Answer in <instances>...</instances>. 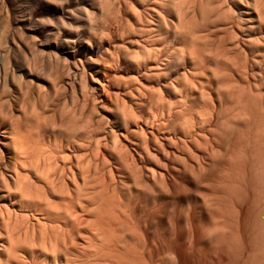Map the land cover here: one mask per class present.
I'll return each mask as SVG.
<instances>
[{
    "label": "bare ground",
    "instance_id": "1",
    "mask_svg": "<svg viewBox=\"0 0 264 264\" xmlns=\"http://www.w3.org/2000/svg\"><path fill=\"white\" fill-rule=\"evenodd\" d=\"M27 1L31 4V6H30L31 10H30V13H28V14H25L23 12L25 14L24 16L27 17L26 20H28V22H30V24L31 23L37 24L36 26L38 28L34 27L35 25L34 26L28 25L24 29V30H27L28 33L34 35L36 38V39L35 38L34 39L37 40L35 44H34L35 40L33 41V46H32V44H30L32 47L31 46L30 47L24 46L26 48L25 54H23L24 56L22 55V52L24 50L23 51L21 50L23 47L20 49L22 51L21 55L23 56V59L20 61L19 66H18V68H16V70L19 69L18 71L20 74L23 75L25 83H23V85H21V86L17 85V84H20V81H21V80H19L20 78L17 77V78H19L18 79L19 83H17V84L15 81H18V80L13 81L14 79L11 78L12 81L10 83L14 82L16 87L17 86L18 87L16 89L11 87L12 89H14L12 91L11 96L7 95V94H9V92H11L10 91L11 89L8 87L10 90L8 89L9 92L7 93L5 91V93H7L6 95L9 96V98L4 97L5 95L3 96L4 89L2 88V86L0 89L1 90L0 91V264H157V263L158 264H161V263L162 264L163 263L177 264L176 258L172 255L174 250L172 251V254H170V255H172V258L168 257V258H170V259H168L166 257V260L168 259L169 261L168 260H167V262H166V260L165 261H163V260L159 261V259L161 257L157 260V257H159L158 251L160 250L159 248H161V247L163 248L162 245L165 246L166 245L165 243H167L166 249L161 248L163 251L166 250V253H167V250L170 249L169 248L170 246L167 247L168 243H169V241L167 240L168 239L167 238L168 232H166V234H165L167 239L164 237V233H163V231L164 232L166 231L165 229H163V227H164L163 226V221H164L163 216L164 215H165V217L166 216L169 217V216L164 214L166 211L165 209L167 207L165 198L163 196L161 197L159 195V192H157L155 190V187L158 188L156 186L158 184L157 182H159V184H160V181L161 182L163 181V178H162L163 173L161 172L162 173V176H161V173L159 171H154L152 168H149L147 166L143 167V165H142V163L144 164V162H146L148 160L150 152H147L145 150L146 152L144 153L143 151H140L137 149L138 151L137 150L136 151L138 153H136V155H138V161H136V160H130L129 159L130 155L128 156V152L126 151V149H123L120 146H118V144H120V142H118V144H117L116 143L117 140H114L115 142H112V144L115 143L114 145L103 148L102 146L105 145L104 143H106V142H104V140L106 141L105 138L107 135H109L107 133L112 132V131L108 130L109 132L106 133L107 130L104 131L102 129V133H101L100 131H101L102 127L100 128L98 126V123H97L96 129L99 130L98 128H100V131H99L100 133L97 130H95V128H94L95 125L93 126L94 131L91 127L92 131L89 130V131L85 132V128H87L89 124H87V127H85L86 124H82L83 122L80 123L79 119L76 120V119H73L72 117L70 118L69 116H72V115H68V114H71L69 112H68V114H66V115H68L69 118L66 116V119H63V118L58 119L60 117V114L62 111L61 108H60L61 111L59 112V114L56 113L57 116L59 115L58 117L54 114V115H51L53 117L50 116L49 117L50 119L48 118V120H47V117L50 114H48V116H47L46 115L47 113L45 114L44 110L49 111V108H48L47 104L45 106L46 108L43 107V105H45L46 101H48L50 99V98H47L48 100L45 99L47 96L50 95V96H52V99H53V97H55L59 93L58 92L59 89L63 90V93L65 92V94L67 93L66 91H68V93L70 92L71 93L70 96H73V94L76 93L74 91L77 90V88H79V91H81V88H82V91L86 90V89H83L82 85L85 82L82 84L81 78H82V80H84V79H83L82 73H81V77H79L80 75H79L78 67L81 66V63L83 62L84 64H86L88 66V68L91 71V69H93V68L89 67L91 65H90V62L88 60L92 56H96L97 51H98V48L94 43H91V42L88 43L87 42V41H89V38L92 37L91 34H93V32L90 29L94 30L93 29V27L95 26L94 23H96V22H93L95 20L92 21V19L94 18V17L92 18V16H93L92 11L93 10H91V12H90L85 8V4L89 1L80 0L81 2L73 5L70 1H64L63 0L65 3H62L63 1L59 0V1H61L62 4L60 2H56L55 6H54L55 2L52 3L53 1L51 2V0H27ZM71 1L73 2V0H71ZM91 1H93V0H91ZM97 1L98 2L100 1V3H102L105 0H97ZM106 1L108 3L110 0H106ZM106 1L103 2L104 5H106ZM141 1H143L142 3H144V4H147L146 7L149 6L148 10H150V14L152 12L153 13L152 16H154L156 18V19L154 18L156 20L155 23L153 24V22H152V24H150L151 27L150 28L147 27V31L149 32L150 36L152 35L151 33H153V36L156 35L157 38L159 39V37L161 35L160 32H162L160 30H163L161 28L163 26H164L163 28L166 27V25H164V23H163L162 17L160 18V16L162 15L161 14L162 10L164 11L163 16H165V13H166L168 17L174 19V20H172L173 23L171 25L173 28V34L171 36V40H173L172 38H175V41H177L179 39L180 42H183L182 44H184V46H188L191 49H189V52H188V54H189L188 55V61H186L184 59L185 58L184 52H183L184 50L182 51L183 54L179 53L180 55L182 54V57H184V58H182L181 56H180L181 58L179 57L180 59H182V61L177 59L178 57L175 58V59L179 60V64H178V62H176V60L175 61L170 60L171 64H172V62L176 63L175 64L176 66L173 63V65H174L173 70H176V71H173V73L176 76V78L179 76L178 77L179 80H180V76L183 79V82L185 84H182L183 82L180 83L181 80H180V82L178 80V82H179V85L182 84V87L184 88L185 93L186 92L189 93L192 91L193 92L194 91L195 92L200 91L199 96H203L204 99L201 97L203 99V101L207 100V99L208 100L212 99L210 96H212L213 94H216V96H217L216 98H218V100L222 99L220 91H219V90H221L220 84H222V83H220L221 80L219 81V79L222 77L220 76V78H218V80L216 82V77H217L216 74L218 72H216V69H211L212 68L211 64L213 62V59H210L209 55L207 57L206 55H204L202 53L203 51L201 49H204L200 46V44L203 43V42L200 43L201 40L203 39L202 36L204 35V34L202 35V33H203L202 31H204V29L206 27L208 28V26H209L208 24H210V25H212V24L216 25L217 24L216 26H217L218 30H221V29L227 30V33H229V35H230V38L228 39L229 45L227 46V57L224 55L226 51L223 54L219 53L220 55H222V57L224 56L223 58L227 59V85H226L227 86V106H228V108H235L236 106H233V103H234V105L235 104L236 105L237 104H243V102L245 103L246 101L244 99H242L241 97L244 98V96L247 95L249 103L247 101L246 104L247 105L249 104V106H247V108H248L247 111L249 110L248 111L249 113L247 112V114L249 115V117L246 119L247 120L249 119V123H247V122L246 123L248 125L250 124L251 126L248 127L246 125V123H245L244 127L242 126L244 124L245 119L244 120L242 119L243 121H241V123L242 122L243 123L239 124V125H241V127H243V128H245L247 126L246 127L247 130L246 129H244V130L247 133L249 132V134H246L248 136L244 135L247 137L245 140L248 143H250V145L253 144L254 146H256L255 149L251 148L253 145H251V147H249V148H250V150H252L255 153V154H251V155H254L253 158H257L256 159L257 161L254 159L255 162L257 163L256 169H258V172L261 176V180L262 179L264 180V27H263L264 26V12H263V8H262L264 1H262V0H229L230 1L229 4L231 3L230 5L232 6L231 8H235L238 11H241V9H245L244 12H240L238 15H235L231 11L232 9L230 8L229 4L226 6V8H224L225 4H223V3H224V1H227V0H224V1L223 0H202V1H200L199 8L197 10L198 17H199V18L198 17L197 18L200 19V22L198 21V23L194 19V17H188L182 9L178 8L179 6H177L178 4H176V2H175L176 0H174V2H173V0L171 1V2H173V4H176V5H172L170 3L168 4V3H166V0H140V3H141ZM74 2H76V1H74ZM77 2H78V0H77ZM94 2H92V4ZM115 2L116 1H114L113 4H115ZM111 3H112V1H111ZM92 4H90V5H92ZM94 4H93V6H94ZM101 5H102L101 7L103 8L104 7L103 4H101ZM142 5L143 4H141V7H142ZM107 6H108V4H107ZM112 6L113 5L109 6V8ZM144 7H145V5H144ZM105 8L107 9V11H110V9L108 10V8L106 6H105ZM25 9H26V7H25ZM93 9H95V6L93 7ZM103 9H101V11ZM159 9H162V10L160 12H158ZM105 13L107 16L108 13L104 11V14ZM158 14H159V16H158ZM24 16L22 15L23 18L22 17L21 18L24 19ZM134 17H136V16L134 15ZM21 18L19 21H22ZM137 19H139V18H137ZM26 20H24V21H26ZM145 20H143L144 23H145ZM148 20H149V18H148ZM167 20H171V19H167ZM167 22L171 23L169 21H167ZM93 24H94V26H93ZM148 24H149V21H148ZM139 25H141V24H139ZM142 26L140 28H142ZM168 26H170V25H168ZM78 27H79V29H78ZM82 27L84 28V31L86 30L88 33L92 32L91 34L90 33L88 34L91 37H88L86 35L81 36V34H83V33L80 32L81 33L80 34L79 30ZM95 27H97V25ZM214 28H216V27H214ZM22 29H23V27H22ZM136 29H138V28H136ZM166 30H167V28L164 31H166ZM170 30H171V28H170ZM84 31H82V32H84ZM86 31L84 32V34L86 33ZM143 31H146V29ZM211 31H212V29H211ZM148 32H147V36L149 37ZM170 33H172V32H170ZM100 35L99 36L102 37V33ZM137 35H139V34H137ZM140 35H139V37H140ZM163 35H165V34H163ZM133 36H134V34H133ZM156 36L153 37L155 39L152 38L153 40H155L154 42L160 41L156 38ZM148 37H147V39H148ZM176 38H178V39H176ZM2 39H4V37ZM7 39H8V37H7ZM160 39H161V42L158 43L159 45H161V43H162V38L160 37ZM20 40H22V39H20ZM23 40H25V39H23ZM148 40H146V41L148 42ZM179 40L177 41L178 43H179ZM149 41H151V40H149ZM152 41L148 45L152 44L151 46H154L156 44L155 46H157V42L154 43ZM171 42H174V41H171ZM99 44H100V42H99ZM14 45L16 46V43ZM19 45H20V43H19ZM166 45H164V46H166ZM3 46H4V44H3ZM155 46H154L155 50L158 49L159 51L163 52V50H162L163 48L159 49V47H162L163 45L159 46V47L157 46L158 48H156ZM0 47H1V45H0ZM20 47H21V45H20ZM20 47L16 46V49H18ZM149 48L150 47H148V50H149ZM167 48H168V45H167ZM3 49H4L3 47L0 48V50H3ZM164 49H165V47H164ZM155 50H153V52ZM206 50H208V48H206ZM13 51H15V53L17 52L16 50H13ZM149 52H150V50H149ZM157 52L155 51L154 54ZM164 52H165V50H164ZM178 52H176V53H178ZM204 52H205V50H204ZM15 53H13V54H15ZM19 53H17V55ZM168 53L167 54L164 53V54H166V57H167V55H171V56H169L170 59L172 58V54L173 55L175 54V52L172 54H168ZM207 53L205 52V54H207ZM211 53H212V51H211ZM7 54H8V51H7ZM156 55H158V54H155V56ZM176 55H175V57H176ZM214 55H215V57H217L218 54L217 55L214 54ZM214 55H212V56L214 57ZM0 56H4V54L0 55ZM148 57L151 58L150 56H148ZM215 57H214L215 63L221 64L222 62H220V60H219L220 57L216 58V59H215ZM18 58H19V55H18ZM162 58H164V57H162ZM162 58H160V59H162ZM2 59H5V58L2 57ZM61 59L63 60V62L68 61L71 65L69 63L68 64L70 66H72V68H66L65 66L59 67V65H60L59 60L61 61ZM81 59H83V61ZM166 59H167V61H165ZM157 60L154 59V61H157ZM168 60H169V58L162 59V61H165V63L166 62L170 63ZM151 61L153 62V60H151ZM151 61H150V63L154 64V62L152 63ZM16 62H17V60H16ZM63 62L61 64H64V63L66 64V62H64V63ZM93 62H94V60H93ZM146 62H147V60H146ZM12 63H13V61H12ZM139 64H140V61H139ZM171 64L170 65L168 64V66L172 67ZM223 64H225V63L223 62L222 65ZM52 65H54V66H52ZM77 65H79V66H77ZM140 65H142V64H140ZM60 66H62V65H60ZM168 66H165V68L167 67L169 69ZM156 67L153 66L154 70ZM153 68H152V70H153ZM52 69H53V73L51 71ZM148 69L150 70V68H148ZM158 70H159V67H158ZM159 71H161V70H159ZM209 71H210L209 75L206 74V72L208 73ZM224 71H225V69H224ZM2 72H3V70H2ZM81 72H82V70H81ZM169 72H170V70H169ZM220 72H222V70ZM6 73H7V70H6ZM6 73H4V76L6 75L9 78L10 75L8 76V73L7 74ZM96 73H98V72H96ZM156 73H159V72H156ZM165 73H167V72H165ZM18 74H16V75H18ZM84 74H85V72H84ZM168 74H170V73H168ZM16 75L14 77H16ZM158 75H162V74H158ZM224 75H226V74H224ZM153 76H155V74ZM164 76H166V74H164ZM159 78H160V76H159ZM4 79H2V80L4 81ZM21 79H23L22 76H21ZM168 79H169V77H168ZM214 79H215V82L217 83L216 89H214L216 87L215 86L216 84L214 83ZM94 80L91 78V81H90L91 86H92L91 90L96 89L98 91L101 88V84L99 83V81H97V79H94ZM5 81L7 82L6 79H5ZM152 81H154V80H152ZM22 82H24V81L22 80ZM172 82H174V81H172ZM223 82H224V80H223ZM1 83H2V85H4L5 82L4 83L1 82ZM224 84H226V82ZM6 85H7V83H5V86H3V87L5 88ZM11 85L13 86V84H11ZM95 85H97L98 87ZM179 85H178V87H179ZM91 86H89V88ZM162 87H163V85H162ZM218 87H219V89H218ZM6 89H7V87H6ZM29 89L31 90V94H32L31 97H33V96L35 97V98H33L34 105L36 103L38 104L37 105L38 107H39V105L40 106L42 105L39 108L41 109L43 107L42 109H44V110L41 109L40 111H44V114H43V112L40 114V111L36 112L39 109L38 107L36 109V107H35L36 105L34 106L35 107L34 111L33 110H32V112L27 111L29 109H34L32 107L33 106L32 100L29 101L30 103H32L31 104L32 108H30V106H29L30 104H27L29 107L23 106V104H24L23 102L26 101V98L30 99L29 98L30 94L26 97V94L28 93ZM52 89H54V92L56 90V95L54 93H53V95L50 93L52 91ZM174 89L177 90V88H174ZM206 89L213 92V94L211 95L210 94L211 92L209 93ZM175 90H173V91L176 92ZM103 91H104V89H103ZM179 91H181V90L179 89ZM2 92H3V94H2ZM72 92H74V93H72ZM84 92L85 91H83V93ZM193 92H192V94H193ZM60 93H61V91H60ZM99 93H100V91H99ZM99 93H98V95H99ZM168 93L169 92H167V94ZM221 93H222V91H221ZM69 94H67V95H69ZM223 94H224V92H223ZM61 95H63V94H61ZM61 95L59 97H61ZM176 95H175V97H176ZM182 95L184 96V93ZM86 96H88V93ZM178 97H181V96H178ZM195 97L197 99L196 95H195ZM195 97L194 98L192 97L193 99H191V100H195ZM28 99H27V101H28ZM52 99H50V100H52ZM213 99H215V97ZM225 100H226V98H225ZM242 100H244V101H242ZM212 101H214V100H212ZM50 102H52V101H50ZM50 102L48 101V104H51ZM183 102H181V103H183ZM175 103H177V102H175ZM175 103H174V105H175ZM218 103H220V102H218ZM59 104H57V106ZM172 104H173V102H172ZM24 105H26V103ZM156 105H157V103H156ZM169 105H167V106L169 107ZM171 105H170V107H171ZM182 105H184V104H182ZM211 105H213V104L211 103ZM211 105L208 104L207 106H211ZM219 107H221V106H219ZM56 108H59V106ZM173 108H174V106H173ZM238 108H239V106H238ZM241 108H243V106H241ZM56 110H58V109H56ZM210 110H209V114H210ZM228 110H230V109H228ZM237 110H236V112H237ZM243 110H244V112H243ZM243 110L241 109V111H238V112H240V114H241V112H243V114H245L246 108H244ZM184 112L186 113V111H184ZM193 112L195 113V111H193ZM215 112H217V111H215ZM227 112L229 113V111H227ZM48 113L52 114L51 111ZM54 113H55V111H54ZM160 114H162V113H160ZM190 114H191V112H190ZM232 114L234 115V113H232ZM240 114H236V116L238 115V117H240ZM195 115H198V113ZM55 116H56V119L54 118ZM206 116H208V115H206ZM206 116L202 117L203 121L201 120V122H203V125H204V120H205L204 118H207ZM243 116L247 117L246 114ZM101 117H103V116H101ZM123 117L125 118V116H123ZM182 117H180V118H182ZM191 117L192 116H190L189 118H191ZM229 117H231L232 119L236 118V117H233L231 115ZM120 119L122 120V122L124 121V123H119L118 126H120L123 129V126L125 125L126 121H125V119L123 120V118H120ZM120 119H118V121ZM96 120H94V121L96 122ZM183 120L181 119L180 122L182 123ZM194 120H196V119H194ZM199 120H200V118H199ZM247 120H245V121H247ZM145 121H147V120H145ZM207 121L209 123V120H207ZM114 122H115V120H114ZM127 122L130 123L129 119ZM189 123H190V120H189ZM101 124H102V121H101ZM184 124H187V122ZM190 124L188 125V127L190 126ZM237 124L234 123V125H237ZM203 125L201 124L200 126H203ZM230 125H232V124H230ZM97 126H98V128H97ZM115 126H117V124ZM203 127L205 128V126H203ZM236 127L238 128V126H235L234 128L237 129ZM200 128H202V127H200ZM231 128H233V126ZM125 129H123V130H125ZM157 130H159V129H157ZM181 130H183L182 127H181ZM162 131H164V130H162ZM166 131H168V130H166ZM183 131H185V129ZM200 131H202V130H200ZM239 131H238V135L240 137L241 134H239ZM164 132L161 134L163 135ZM185 132L187 134H185V136L183 137V138H185L184 141L186 139L187 140L194 139L193 138L194 134L193 135L191 134L192 133L191 130H190V132H189V130H188V132L187 131H185ZM140 133H142V131L141 132L139 131V135H140ZM241 133H242V131H241ZM167 134H168V132H167ZM183 134H184V132H183ZM235 134L236 133H233V131H231V130H229V133L227 131V139H226L227 142L225 141L227 146H230V149H231V150H229L228 147L225 149V151L228 150V152L230 153V154L228 153V155H226L228 157L225 156V160L227 158H229L228 162L230 160L231 161L235 160L233 170L235 169L237 162L240 161V159H238V160L236 159L237 157H239V154L237 156V153H238L237 147H239L238 145L240 143H238V140H240V139H238L239 137L234 138ZM111 135L114 136L113 134H111ZM176 135H178V134H176ZM249 135H251V137ZM244 136L241 135L242 138H244ZM123 139L126 140L124 137H123ZM163 140H165V139H163ZM143 141H146V140H143ZM154 141H156V140H154ZM235 142H237L238 145ZM130 143H128V144H130ZM143 143L146 144L145 142H143ZM158 143H160V142H158ZM153 144H155V143H153ZM179 144L182 145V143H180V142H179ZM189 144H191V143H189ZM158 145L160 146V144H158ZM247 145L249 146V144L246 143L245 146H247ZM105 146H107V145H105ZM166 146H168V145H166ZM170 146H172L171 143H170ZM174 146H175V144H174ZM158 147H157V149H158ZM247 147H246V150L248 149ZM101 148H103L105 151L107 150V158H105V156H104L105 154L103 152H102L103 156H99V154L101 152L100 151ZM178 148H180V147H178ZM184 148L183 149L186 150V148H187L186 144H185ZM168 149H169V147H168ZM240 149L242 150L245 148H240ZM174 150H176L175 147H174ZM234 151H236V152H234ZM88 152H91V154H90L91 156L89 155L90 158L86 157V153H88ZM185 152H187V150ZM250 152H248V153H250ZM157 153H160V152L157 151ZM172 153L174 154V152H172ZM177 153H179V152H177ZM191 153L192 152H190V154ZM242 153H244V152L242 151ZM246 153H244V156L246 155ZM170 154H171V151L169 152V155ZM153 155H155V154H153ZM160 155H162V154H160ZM167 155L168 154L166 153V156ZM169 155L167 156L168 158H169ZM182 155H183V152H182ZM173 156L175 157L176 155H173ZM173 156H172V159H174ZM247 156L248 155H246V157ZM85 157L88 158L86 161L84 159ZM100 157H101V159H100ZM132 157L135 159V156H132ZM150 157H149V159H150ZM246 157H244V158H246ZM189 158L191 159V157H189ZM250 158L252 159V157H249V159ZM198 159H200V158H198ZM242 159H243V157H242ZM99 160H101V161L98 165L97 161H99ZM175 160H177V158H175ZM196 160H197V157H196ZM231 161L229 162L230 168L232 167ZM252 161H253V159H252ZM154 162H155V160H154ZM155 163H153V164H155ZM178 164H179V162H178ZM195 164H197V163H195ZM238 164H239V162H238ZM250 164H255V163L253 162ZM100 165H101V167H100ZM161 165H162V163H161ZM98 166L101 169H99ZM241 166H242V164H241ZM157 167L159 168L160 166H157ZM185 167H186V165H185ZM190 167H191L192 171H189V172H193L192 165ZM190 167H189V169H190ZM228 167H229V165H228ZM255 167H252V168H255ZM169 168H172V167H169ZM236 168L239 169V166H236ZM227 169H229V168H227ZM247 169H250V165H249V168L247 167ZM101 171H104V173H102ZM171 171H173V170H171ZM229 171L232 172L231 169ZM237 171H239V170H237ZM99 172H101V173H99ZM253 172L255 173V170ZM185 173L187 174V172H185ZM235 173L239 174V172H236V171H235ZM244 173H242L243 176H244ZM254 173H252V174L254 175ZM102 174L103 175L105 174V176H103ZM177 174H178V172H177ZM159 175L161 176L162 180H160L161 178H159L160 177ZM196 175L197 174H195L194 177H196ZM248 175L250 176V174H248ZM227 176H230V173L227 172ZM237 176H239V175H237ZM190 177H192V176H190ZM240 177H238V178H240ZM199 178H200V176H199ZM241 178L244 179L245 176L241 177ZM158 179L160 181H156ZM191 179L192 178H190V180ZM197 179L194 181H197ZM227 179L229 180L228 177H227ZM230 179H232V178H230ZM240 179H237V180L239 181ZM263 180H262V182H264ZM244 181H245V179H244ZM252 181L253 180H251V182ZM255 181H256V179H255ZM232 182H233V184L236 183V182L234 183V180H232ZM251 182H249V184ZM257 182H259V181H257ZM162 183L164 185V181ZM230 183H231V181H230ZM196 184H199V183H196ZM233 184H231V185H233ZM181 186H183V185H181ZM233 186H236V185H233ZM233 186H231V187L233 188ZM260 186H261V184H260ZM227 187H230V186L227 185ZM246 187H248V186H246ZM174 188H176V186ZM242 189L243 188L241 187L240 190H242ZM256 189L257 188L253 189V193H254V190H256ZM229 190H227V191L232 192V194L234 193L233 190L232 191H229ZM161 191H163V190H161ZM166 191H167V189H166ZM257 191L255 193H257ZM260 191H262V190H260ZM168 192H170V191H168ZM162 194L163 193H161V195ZM165 194H167V193H165ZM174 196L176 197V195H174ZM254 196H256V195H254ZM260 196L262 198V194ZM256 197L258 198L259 196L257 195ZM256 197H255V199L257 201ZM182 199H183V197H182ZM179 200H181V199H179ZM260 200H259V202H260ZM190 201L191 200H189V202ZM173 203H174V200H173ZM186 203H188V201ZM263 204L264 203H262V205ZM188 206H187V208H188ZM175 209H176V206H175ZM173 210H174V208H173ZM173 210H172V212H173ZM180 211H181V209H180ZM188 211L186 212L187 215L189 213ZM182 212H184V211H182ZM182 212H180V213H182ZM178 217H179V215H178ZM171 218L173 219L172 221L174 223V224L172 223L173 225L171 224V226L173 228L174 227L178 228V230H179L180 226H178L179 222H177V221H180V220H177V219H181V218H177L176 212L172 213ZM182 218H183V216H182ZM185 219H186V217H185ZM19 220H22L23 225H22V222ZM166 220H168V218ZM175 221L178 223L177 226L175 224ZM189 221H191V220H189ZM18 222H19V225H18L19 228L17 226ZM186 222H187V220H186ZM181 223H182V221H181ZM263 225L264 224H262V226ZM21 226H23V228ZM166 227L168 228V226H166ZM166 227H164V228H166ZM20 228H22V229L20 230ZM150 229H155L156 232L154 230H153V232L157 233L156 234L157 236H155V237H157L156 239L158 240L157 241L158 245L156 244L157 242L156 243L154 242L156 239L154 241L151 240V238H153V236H152L153 232ZM175 230L176 229H174V231ZM149 231H151L150 233H152V235H150L151 238H149ZM175 233L177 234V232H175ZM175 233L173 232V235H175V238H177L178 236H176ZM179 234L181 235V233H179ZM189 235L191 236V234H189ZM164 240H165V242H164ZM166 240H167V242H166ZM173 240H174V237H173ZM177 241H179V240L177 239L176 242ZM189 242H191V240ZM155 246H157L159 248L157 249V247L155 248ZM189 246H190V243H189ZM177 247H175V248H177ZM153 249H154V251H153ZM156 249L158 251H156ZM170 250H172V248ZM155 251L157 252L156 259L154 258V255L156 253ZM160 253L162 254L164 252H161V250H160ZM161 254H159V255H161ZM164 256H166V254Z\"/></svg>",
    "mask_w": 264,
    "mask_h": 264
},
{
    "label": "rangeland",
    "instance_id": "2",
    "mask_svg": "<svg viewBox=\"0 0 264 264\" xmlns=\"http://www.w3.org/2000/svg\"><path fill=\"white\" fill-rule=\"evenodd\" d=\"M64 1H70L73 5L81 2L80 0H78V2H77V0H73V2L71 0H64ZM64 1L62 3H65ZM74 1H76V2H74ZM87 1H89V2H87L85 4V8L90 12H91V10H93L92 11L93 16L92 15L91 16H92V18L93 17L94 18L92 19V21L95 20L93 22L97 23V24L94 23L95 26L97 25V27H95L93 24L94 30L90 29L93 32V34H91L92 32H89L92 37L90 35H88L89 33L86 30H85L86 33L84 34L85 31H84L83 27L79 30V33L80 32L83 33V34L80 33L81 36L86 35L88 37H91V38H89V41H87V42L88 43H90V42L94 43L97 46L98 51H97L96 56H92L88 60L90 62V65H91L89 67L93 68V69H91V71L88 68V66L86 64H84L83 62L81 63V66H79V65H77V66H79L78 67L79 75H80L79 77H81V73H82V76L84 79V80H82V78H81L82 84L85 82L82 85L83 89H86V90L88 89V90L87 91L83 90V91H85L83 93L82 88H81L82 92L79 91V88H77V90L74 91L76 93L73 94V96H70L71 95L70 92H69L70 93L69 94L68 91H66L67 93L65 94V92L63 93V90H61V89H59V91H58L59 93L57 92L58 94L56 95V90L54 92V89H52V91L50 93L52 95H53V93L56 95V96L54 95L55 97H53V99L55 101L52 99V96L49 95L45 99L50 98L52 100H50V99L49 100L47 99V100L49 102L52 101L53 103L50 102L51 104H48V101H46L45 105H43V107L46 108L45 106L47 104L49 111L42 109L43 107L41 108L42 110L45 111V114L47 113L46 114L47 116H48V114H50L48 117L46 116L47 120L51 115H54V114L56 115V113L59 114V112L61 111L60 110V108H61L62 111H61L60 117L58 119H60V118L66 119V116L68 117V115H72L69 117L70 118L72 117L73 119H76V120L79 119L80 123L83 122L82 124H86L85 127H87V124H89L88 127L85 128V132L91 130V127L93 129L94 125H95L94 126L95 130H97L96 129L97 123H98V126L100 128L102 127L101 131H100V128H98V126H97V128L99 129V130H97L98 132L100 131L102 133V129L104 131L107 130L106 133L109 132L108 130L112 131V132L107 133L109 135L106 136V138H105L106 141L104 140V142H106V143L103 142L107 146L103 145L102 146L103 148L114 145L115 143L112 144V142H115L114 140H117L116 141L117 144H118V142H120V144H118V146H120L123 149H126V151L128 152V156L130 155L129 159L130 160H136V161H138V155H136V153H138L137 152L138 150L143 151L144 153L146 151L150 152V154L149 153L148 154H149V157L151 156L150 157L151 160L148 157V160L146 162H144V164L142 163V165H143V167L147 166L149 168H152L154 171H159L160 173L161 172L163 173L162 178L164 181V185L162 183L163 181L162 182L160 181V180H162V178H161L162 173H161V176L159 175L160 176L159 178H161V179L156 180V181H160V184H159V182H157L158 184L156 183L157 184L156 186L158 188L160 187L161 189L160 188L158 189L155 187V190L157 192H159V195L161 197L163 196L165 198L167 207L165 209L166 211L164 214L168 215L171 218L172 213L176 212L177 218L182 219V220L177 219V220H180V221H177V222H179V225L175 221L176 226L177 225L180 226V228H179L180 231H179L178 228H175V227L173 228L171 226V224L173 223V221H172L173 217L170 219L169 217L166 216L168 218V220H166L167 218L165 217V215L163 216V220H164L163 226L164 227L168 226V228L166 227L167 229L163 227V229L166 230L165 232L163 231L164 237L166 238L165 234H166V232H168V235H167L168 239L167 238L166 239L169 241V243H168L167 247L170 246L169 248L170 249L172 248V250L167 248L168 249L167 253H166V250H164V251L162 250V249H166L167 243H165L166 244L165 246L162 245L163 246V248L161 247L162 249L155 246V248L156 247H157V249L159 248L161 250V252H164L166 254V256H164L165 255L164 253L161 254L160 250L158 251L156 249V251L159 252L158 253L159 257H157V260L161 257L159 259V261H161V260L165 261L166 257L172 258V255H173L176 258L177 264H264V225L262 226V224H264V208H263L264 204L262 205V203H264V193H263L264 192L263 191L264 190V184H263L264 182H262L263 179L261 180V176L258 172V169H256L257 163L255 162V160L257 158H253L254 155H251V154H255L249 148L253 144L250 145V143H248L245 140L247 138L246 136H248L246 134H249V132L247 133L244 129H246L247 126L248 127L251 126L250 124L249 125L247 124V123H249V119L248 120L246 119L249 117V115L247 114V112L249 111V110L247 111V109H248L247 106H249V104L248 105L246 104L248 101L247 95L244 96L242 94L244 96V98L243 97H241V98L244 99L246 102L245 103L243 102V104H237L239 106V108L236 104L234 105V103H233V106H236L235 108H228V106H227V86H226L227 85V59L223 58L224 56L222 57V55H220L226 51L224 55L227 57V46L229 45L228 39L230 38V35H229V33H227V30L226 29L218 30L217 26H216L217 24L216 25L212 24L216 28H214L212 25L208 24L209 25L208 28L206 27L205 28L206 30L204 29V31H202L203 33L201 32L202 35L204 34L202 36L203 39L201 40V42L199 41L200 43L203 42L202 43L203 45L200 44V46L202 48H204V49H201L203 51V52L202 51L201 52L204 55H206L207 57L209 55L210 59H213V62L211 64V67H212L211 69H216V72H218L216 74V76H217L216 82H217L218 78H220V76L222 77L219 79V81L221 80L220 83H222V84H220L221 90H219L220 94H221V98H222L221 100L222 101L218 100V98H216L217 97L216 94H213V92H211L207 89L206 90L209 93L211 92L210 94L211 95L213 94L214 96L213 95L210 96L212 98V99H209L211 102L207 98H206L207 100L203 101V99H204L203 96H199L200 91L199 92L198 91H196V92L192 91L193 94H192V92H189V93L186 92L185 93L184 88L182 87V84H185L183 82V79L180 76V80H181V82H180V80L178 78L179 76L177 77L178 78L177 79L173 73V71H176V70H173V68H174L173 66L176 63L172 62V64H171L170 60H172V61L176 60V62H178V64H179V60L182 61V59H180V58L182 57V54H183L182 51L184 50L183 52H184L185 58L184 57H182V58H184L186 61H188V55H189L188 52H189V49H191L188 46H184V44H182L183 42H180V40L178 38H176V39L179 40V43L177 42L178 40L175 41V38H172L173 40H171V36L173 34V28L171 25L173 23L172 20H174V19L168 17L166 13H165L166 17L163 16L164 11L162 9H159L158 12H160L162 10L161 11L162 15L160 13L159 14L161 15L160 18L162 17L163 23H164V25H166V27L163 28L164 27L163 26L161 28L163 30H160V31H162V32H160V34H161L160 37L162 38L161 45L158 44L159 42H161L160 37L158 39L157 36L155 35L156 38L158 40H160V41H158V42L156 41V42H157V46L158 45L164 46L166 44L168 45V48H167V45L164 46L165 49L163 46L162 47L158 46L159 49L163 48L162 49L163 52H161L158 49L155 50L154 46L156 44L154 46H151L152 44L148 45L151 43V41L153 39H155V38H153L155 36H153V33H151L152 37L149 35V32L147 31V27L150 28L151 27L150 24H152V22L154 24L156 21L155 20L156 18L154 16H152L153 15L152 12L150 14V10H148L149 6L146 7L147 4L142 3L143 1H141V3H140V0L139 1L138 0H110L107 3V1L105 0L106 5H104V3H103L105 1H103L102 3H100V1L98 2L97 0H93V1L87 0ZM111 1H112V3H111ZM114 1H116L115 2L116 5L113 4ZM171 1L172 0H168V1L166 0V3H168V4L170 3L172 5L178 4L177 5V6H179L178 8L182 9L188 17H194V19L197 21V23H198V21L200 22V19H198L199 17H198L197 10L199 8L200 1H202V0H176L175 1L176 4H173L174 0H173V2H171ZM262 1H264V0H262ZM51 2L52 3L55 2L54 6H55L56 2L61 3V1H59V0L58 1L57 0H51ZM92 2L95 3V4L93 3L95 6V9H93L94 6H93ZM229 2H230L229 0L224 1V3H223V4H225L224 8H226V6L229 4ZM89 3L92 5H90ZM101 4H103L104 9L101 7L102 6ZM107 4H108V6H107ZM141 4H143L142 7H141ZM230 4H229V6L231 8L232 6ZM111 5H113V6L109 8V6H111ZM144 5H145V7H144ZM30 6H31V4L27 0H0V42H1L0 48L3 47L5 49V50L4 49L0 50V55L4 54V56H5V57L0 56V60L2 59V57L5 58V59H2L3 61L2 60L0 61V66L1 67L3 66L2 67L3 69L0 67L1 68L0 73L3 70V72L0 74V89L2 86V88L4 89V91H3L4 94H3V92H2V94H3V96L5 95L4 97H6V98L7 97L9 98V96H7V95L11 96L12 91L18 87V86L16 87L14 82L10 83L12 81L11 78L14 79L13 81L18 80L20 78L19 79V80H21L20 84H17V83H19V80L15 81L17 85L21 86V85H23V83H25L23 75L20 74L18 71L19 69L16 70V68H18L20 61L23 59V56H24L23 54H25V51H26L25 47H30L31 46L30 44H32V46H33V41L36 39L34 35L28 33L27 30H24L25 27H27L28 25H31V26L35 25L34 27H37L36 26L37 24H32V23L30 24V22H28V20H26L27 17L24 16L25 14L30 13V10H31ZM105 6L108 8V10L110 9V11H107ZM262 6H263L262 7L263 12H264V4ZM25 7H26V9H25ZM101 9H103V10L101 11ZM231 9H232L231 11L235 15H238L240 12L245 11V9H241V11H238L235 8H231ZM104 11L108 13L107 16H106V13L104 14ZM159 14H158V16H159ZM22 15L24 16V19H22L23 18ZM134 15L139 19L134 17ZM20 18L22 21H19ZM148 18H149V20H148ZM167 19H171V20H167ZM24 20H26V21H24ZM143 20H145V23ZM148 21H149V24H148ZM167 21H169V22L172 21V22L168 23ZM139 24H141V25H139ZM168 25H170V26H168ZM141 26L143 29L140 28ZM22 27H23V29H22ZM136 28H138V29H136ZM166 28H167V30H166L167 32L164 31ZM170 28H171V30H170ZM78 29H79V27H78ZM145 29H146V31H143ZM211 29H212V31H211ZM168 30L172 33H170ZM82 31H84V32H82ZM147 32H148L149 37L147 36ZM101 33H102V37H100ZM162 33L165 35H163ZM133 34H134V36H133ZM137 34H139V35L141 34L140 35L141 38ZM1 37L2 38L4 37V39H2ZM7 37H8V39H7ZM147 37L151 41H149L147 39ZM99 38L100 39L102 38V39L100 40ZM20 39H22V40H20ZM23 39H25V40H23ZM145 39L148 40V42ZM36 41L37 40L34 41V44L36 43ZM98 41L100 42V44ZM154 41L155 40H153L152 42H154ZM171 41H174V42H171ZM156 42H154V43H156ZM15 43H16L17 47H20V45H21V47L16 49V46L14 45ZM19 43H20V45H19ZM3 44H4V46H3ZM157 46H155V47L158 48ZM148 47H150L149 48L150 52L148 50ZM206 48H208V50H206ZM20 49L22 51L23 50L24 51L22 52ZM13 50H16L17 52L15 53V51H13ZM153 50H155L156 52L158 51L155 54H158L159 56L158 55L155 56V54H154L155 51L153 52ZM164 50H165V52H164ZM204 50L206 53L208 52L209 54L208 53L205 54ZM7 51H8V54H7ZM211 51H212V53H211ZM21 52H22L23 56L21 55ZM174 52H175V54L173 55L172 53H174ZM176 52H178V53H176ZM13 53H15V54H13ZM17 53H19L18 54L19 58H18ZM164 53L172 54V58L170 59V57H169L171 55H167V57H166V54H164ZM179 53H182V54L180 55ZM214 54H216V55L218 54L217 57H215ZM175 55H176V57H175ZM212 55H214L215 59L220 57L219 58L220 62H222V63L224 62L225 64L222 65V63L221 64L218 63L220 65L219 66L217 63H215L214 57ZM148 56H150L151 58H149ZM162 57H164V58H162ZM160 58H162V59L169 58L168 61L170 63L166 62L167 63L166 64L165 61H167V59L165 61H162V59H160ZM175 58H177L179 60H177ZM150 59L153 60L154 64L150 63V61H151ZM154 59L155 60L158 59V60L154 61ZM16 60H17V62H16ZM81 60L83 61V59H81ZM93 60H94V62H93ZM146 60H147V62H146ZM12 61H13V63H12ZM61 61L63 62L62 59H61ZM61 61L59 60V63L62 66L59 65V67L65 66L66 68H72V66H70L71 64L68 61H64V62H66V64L63 62L65 65L61 64L62 63ZM139 61H140V64H142V65L139 64ZM173 63H174V65H173ZM168 64L169 65L171 64L172 67L168 66ZM52 66H54V65H52ZM153 66H155V67L157 66L155 68V70H154ZM165 66H168L169 69L167 67L165 68ZM158 67H159V70H161V71L158 70ZM148 68H150L151 71ZM152 68H153V70H152ZM224 69H225V71H224ZM6 70H7L8 76L10 75L9 78L6 75L4 76V73H6ZM81 70H82V72H81ZM169 70H170V72H169ZM221 70H222V72H220ZM51 71L53 73V69ZM84 72H85V74H84ZM96 72H98V73H96ZM156 72H159V73H156ZM165 72H167V73H165ZM18 73L22 76L23 79H21V76ZM168 73H170V74H168ZM209 73H210V71L208 73L206 72V74H208V75H209ZM16 74H18V75H16ZM154 74H155V76H153ZM158 74H162V75H158ZM164 74H166V76H164ZM224 74H226V75H224ZM15 75H16V77H14ZM159 76H160V78H159ZM17 77H19V78H17ZM168 77H169V79H168ZM1 78L2 79L5 78L7 80V82L5 81V79L3 81ZM91 78L93 80L97 79V81H99V83L101 84L102 89L100 88L98 91L96 89L91 90L92 89L91 82H90ZM22 80L24 82H22ZM152 80H154V81H152ZM178 80L180 83H182V82L183 83L181 85H179ZM223 80H224V82H223ZM172 81H174V82H172ZM1 82L7 83V85H8V86L6 85L7 89H6V87L5 88L3 87V86H5V83H4V85H2ZM216 82L214 79V83L216 84L215 85L216 87L214 89L217 88ZM225 82H226V84H224ZM11 84H13V86ZM162 85H163V87H162ZM178 85H179V87H178ZM89 86H91V87L89 88ZM95 86H97V85H95ZM11 87L14 89H12ZM174 88H177V90H175ZM8 89L11 92H9ZM103 89H104V91H103ZM179 89L181 91H179ZM218 89H219V87H218ZM29 90H28V93L26 94V97L30 94L29 95L30 99L25 97L26 101H27V99H28V101L23 102L24 104L26 103V105L23 104V106H27V107L30 106V108L33 107L34 109H29V110H27L25 108L27 111L32 112V110L33 111L35 110V107L37 109L38 104L36 103L35 104L36 106L34 105L33 98H35V97L34 96L31 97L32 96L31 90L30 91ZM173 90H175L176 92H174ZM5 91L7 93L9 92V94L5 93ZM60 91H61V93H60ZM99 91H100V93H99ZM166 91L169 92L168 93L169 95L167 94ZM221 91H222V93H221ZM74 92H72V93H74ZM223 92H224V94H223ZM87 93H88V96H86ZM98 93H99V95H98ZM183 93H184V96L182 95ZM61 94H63V95H61ZM67 94H69V95H67ZM60 95H61V97H59ZM175 95L177 98L175 97ZM195 95L197 96V99H196ZM178 96H181V97H178ZM192 97L193 98L195 97V100H191V99H193ZM199 97L200 98L202 97L203 99L201 98L202 99L201 100ZM214 97H215V99H213ZM225 98H226V100H225ZM30 100L33 101L32 102L33 104L29 102ZM212 100H214V101H212ZM244 100H242V101H244ZM172 102H173V104H172ZM175 102H177V103H175ZM181 102H183V103H181ZM218 102H220V103H218ZM156 103H157V105H156ZM174 103H175V105H174ZM211 103L213 105H211ZM248 103H249V101H248ZM27 104H30V105L28 106ZM31 104L33 105L32 107H31ZM57 104H59L58 105L59 108H56V107H58ZM169 104L170 105L172 104L171 107ZM182 104H184V105H182ZM208 104H210L212 107L207 106ZM167 105H169V107ZM41 106L39 105V107H41ZM173 106H174V108H173ZM219 106H221V107H219ZM241 106H243V108H241ZM244 108H246L245 114L247 117L243 116V115H245V114H243ZM41 109L39 108L36 112L40 111ZM56 109H58L59 111ZM228 109H230L232 112ZM241 109L243 110V112H241L242 115L240 114V112H238V111H241ZM183 110L186 111V113ZM209 110H210V114H209ZM236 110H237V112H236ZM44 111H40V114L42 112L44 114ZM50 111L52 112V114L48 113ZM54 111H55V113H54ZM193 111H195V113ZM215 111H217V112H215ZM227 111H229V113ZM68 112L71 114H68ZM190 112H191V114H190ZM196 112L198 113V115H195V114H197ZM160 113H162L163 115ZM232 113H234L235 116ZM66 114H68V115H66ZM236 114H240L241 118L238 117V115L236 116ZM203 115L204 116L208 115V116H206L208 119L204 118L205 119L204 125H203V122H201V120L203 121V119H202V117H204ZM230 115L233 117H236V118L232 119L231 117H229ZM56 116L54 117L55 119H56ZM101 116H103V117H101ZM123 116H125V118ZM190 116H192L191 118L193 120L191 118H189ZM51 117H53V116H51ZM116 117L118 119H120V118H123V120L125 119L126 123L123 126V129L126 128L127 130L126 129L123 130L120 126H118L119 123H124V121L122 122L121 119L118 121V119ZM180 117H182V118H180ZM199 118H200V120H199ZM128 119H129L130 123L127 122ZM181 119L182 120L184 119L183 120L184 122L182 121L183 124L180 122ZM194 119H196V120H194ZM242 119L247 120V121L244 120V124L242 125L244 127L245 123L247 122L246 123L247 126L245 128H243V127H241V125H239V124L243 123V122L241 123V121H243ZM94 120H96V122ZM100 120L102 121V124H101ZM114 120H115V122H114ZM145 120H147L148 122ZM189 120H190V123L192 125L189 123ZM207 120H209V123ZM186 122H187V124H184ZM115 123L117 124V126H115L116 125ZM234 123L235 124L238 123V124L234 125ZM189 124H190V126L188 127ZM201 124L203 126H205V128L203 126H200ZM230 124H232V125H230ZM232 126H233V128H231ZM235 126H238V128L236 127L237 129H235L234 128ZM181 127L183 130L185 129V131H187V132H188V130H189V132L191 130V132H192L191 134L192 135L194 134L193 135L194 139H191V140L189 139L190 141L186 139L187 141L186 140L184 141L185 138H183V137L187 133L185 131L181 130ZM200 127H202V128H200ZM157 129H159V130H157ZM162 130H164L165 132ZM166 130H168V131H166ZM200 130H202V131H200ZM229 130L233 131V133H236L234 138L239 137V135H238L239 130H240L239 134H241L243 136L246 135V136H244V138H242L240 135V137L238 138L240 140L237 139L238 143H240L239 145L237 142H235L239 146V147H237V146L236 147H237V152H238L237 156L239 154V157H240V158L237 157L236 159L237 160L240 159V161H238L239 164H238V162L236 164V166H239V169H237L235 166L234 170H233V166H234L235 160H233V161L230 160L231 166H232L231 168H230V163H229L230 161L228 162L229 158L226 159L227 161L225 160V156L228 155V153H229L228 150L225 151V149L228 147V149L231 150L230 146H227V144H226V142H227V140H226L227 139V131L229 133ZM93 131H94V129H93ZM139 131L140 132L142 131L143 134L140 133V135H139ZM241 131H242V133H241ZM163 132H164V134L162 135L161 133H163ZM167 132H168V134H167ZM183 132H184V134H183ZM111 134H113L114 136H112ZM176 134H178V135H176ZM249 136L251 137V135H249ZM123 137L126 140H124ZM163 139H165V140H163ZM143 140H146V141H143ZM154 140H156L157 142ZM142 141L145 142L146 144H144ZM158 142H160V143H158ZM179 142L182 143V145L179 144ZM245 142L247 144H249V146L247 145L248 147L245 146L246 145ZM128 143H130V144H128ZM153 143H155V144H153ZM170 143L172 146H170ZM189 143H191V144H189ZM158 144H160V146ZM174 144H175V146H174ZM185 144L187 146V148H186L187 152H185L186 150H184ZM166 145H168V146H166ZM157 147H158V149H157ZM168 147H169V149H168ZM174 147L177 151L174 150ZM178 147H180V148H178ZM246 147L248 148L247 150H246ZM255 147L256 146L253 145L251 148L255 149ZM103 148H101V150H100L101 152H100L99 156H103L102 155V152H103L105 154L104 155L105 158H107V150L105 151ZM240 148H245V149L241 150ZM180 150L183 152V155H182V152ZM157 151L160 153H157ZM170 151H171V154H170L171 156L169 155ZM242 151L244 153H246L247 151L248 152L251 151L252 153L247 152L246 155H248V156L246 157V155L244 156V153H242ZM172 152H174V154ZM177 152H179V153H177ZM190 152H192V153L190 154ZM234 152H236V151H234ZM166 153L169 155V158L167 157L168 155L166 156ZM90 154H91V152L86 153V157L90 158V156H91ZM153 154H155V155H153ZM160 154H162V155H160ZM172 154L176 155V156L174 157ZM132 156H135V159ZM172 156L174 159H172ZM188 156L191 157V159ZM86 157L84 158L85 161L88 159ZM196 157H197V160H196ZM226 157H228V156H226ZM242 157H243V159H242ZM244 157H246V158H244ZM249 157H252L253 161L251 158H250L251 159L250 160ZM175 158H177V160H175ZM198 158H200V159H198ZM100 159H101V157H100ZM154 160L156 163L154 162ZM100 161L101 160L97 161L98 165H99ZM178 162H179V164H178ZM253 162L256 165L250 164ZM153 163H155V164H153ZM161 163H162V165H161ZM195 163H197V164H195ZM227 164L229 165V167ZM241 164H242V166H241ZM185 165H186V167H185ZM191 165L193 167V172L195 173L197 171L195 173V174H197L196 177H194L195 174L193 172H189V171H192L191 167H190ZM249 165H250V169H247V167L249 168ZM157 166H160V167L158 168ZM188 166L190 167V169ZM100 167H101V165H100ZM100 167H99V169H101ZM169 167H172V168H169ZM252 167H255V168H252ZM227 168H229V169H227ZM230 169L232 172L229 171ZM171 170H173V171H171ZM237 170H239V171H237ZM252 170L253 171L255 170V173ZM235 171L239 172V174L235 173ZM101 172L104 173V171H101ZM101 172H99V173H101ZM177 172H178V174H177ZM185 172H187V174ZM227 172L230 173V176H227ZM242 173H244L245 181L243 178H241V177H244ZM252 173H254V175ZM236 174L239 176H237ZM248 174H250V176ZM198 175L200 176V178ZM103 176H105V174ZM190 176H192V177H190ZM189 177L192 179L190 180ZM227 177L229 178V180L227 179ZM238 177H240L241 179ZM230 178H232V179H230ZM196 179H197V181H194ZM237 179H240V180L238 181ZM255 179H256V181H255ZM232 180H234V183L235 182L236 183L233 184ZM251 180H253V181L251 182ZM230 181H231V183H230ZM257 181H259V182H257ZM249 182H251V183L249 184ZM196 183H199V184H196ZM231 184L236 185V186H233ZM260 184H261V186H260ZM181 185H183V186H181ZM227 185H229L230 187H227ZM173 186L174 187L176 186V188H174ZM231 186H233V188ZM246 186H248V187H246ZM253 186L255 188H257L256 190H254V193H253V189H255V188ZM241 187L243 188L242 190H240ZM166 189H167V191H166ZM161 190H163V191H161ZM227 190H229V191L233 190L234 193L232 194V192H228ZM260 190H262V191H260ZM168 191H170L171 193ZM256 191H257V193H255ZM161 193H163V194L161 195ZM165 193H167V194H165ZM260 193L262 194V198L260 196L261 195ZM173 194L176 195L177 198ZM254 195H256V196L258 195L260 198L259 197L257 198ZM182 197H183V199H182ZM255 197L257 198V201H256ZM178 198L181 200H179ZM173 200H174V203H173ZM189 200H191V201L189 202ZM259 200H260V202H259ZM187 201H188V203H186ZM254 205L255 206L257 205V206L255 207ZM175 206H176V209H175ZM187 206H188V208H187ZM173 208H174V210H173ZM180 209H181V211H180ZM172 210H173V212H172ZM182 211H184V212H182ZM187 211L189 212L188 213L189 216L186 213ZM180 212H182V213H180ZM178 215H179V217H178ZM182 216H183V218H182ZM185 217H186V219H185ZM186 220H187V222H186ZM189 220H191V221H189ZM19 221L22 222V220H19ZM181 221H182V223H181ZM18 225H19V222H18L17 226ZM22 225H23V222H22ZM21 227L23 228V226H21ZM18 228H19V226H18ZM22 228H20V230ZM174 229H176V230L174 231ZM150 230L152 232H153V230L155 231V229H150ZM151 231H149V238H151L150 235H152V233H150ZM173 232L174 233L177 232V234L175 233L176 236H178L177 238H175V235H173ZM179 233H181V235ZM156 234L157 233L153 232V235H152L153 238L155 236H157ZM189 234H191V236ZM173 237H174V240H173ZM153 238H151L152 241H154L157 237H155L154 239ZM175 239L176 240L178 239L179 241L176 242ZM167 240H166V242H167ZM190 240H191V242H189ZM157 241L158 240L156 239L154 242L156 243ZM164 242H165V240H164ZM189 243H190V246H189ZM156 244L158 245V242ZM175 247H177V248H175ZM153 251H154V249H153ZM172 251H173V254H172ZM159 254H161V255H159ZM170 254H172V255H170ZM156 255H157V252L154 255L155 259H156ZM168 259H170V258H168ZM167 260H166V262H167ZM163 264H166V263H163Z\"/></svg>",
    "mask_w": 264,
    "mask_h": 264
}]
</instances>
